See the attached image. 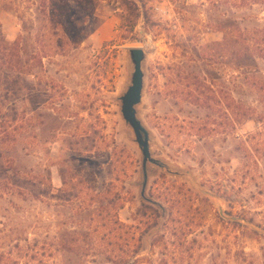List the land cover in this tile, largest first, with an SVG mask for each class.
I'll use <instances>...</instances> for the list:
<instances>
[{
	"label": "rangeland",
	"instance_id": "rangeland-1",
	"mask_svg": "<svg viewBox=\"0 0 264 264\" xmlns=\"http://www.w3.org/2000/svg\"><path fill=\"white\" fill-rule=\"evenodd\" d=\"M65 1L51 15L49 0H0V42L17 41L30 96L0 168V264H264V130L228 109L256 97L216 45L226 18L264 26V5L141 0L147 18L132 31L121 0ZM131 48L145 53L136 113L156 162L146 179L121 114Z\"/></svg>",
	"mask_w": 264,
	"mask_h": 264
},
{
	"label": "trees",
	"instance_id": "trees-1",
	"mask_svg": "<svg viewBox=\"0 0 264 264\" xmlns=\"http://www.w3.org/2000/svg\"><path fill=\"white\" fill-rule=\"evenodd\" d=\"M79 2L78 0H75ZM87 1V0H86ZM223 4L230 5L237 9L242 8H251L257 5H264V0H223ZM65 0H49L48 7L51 15H54L59 9H63V5H65ZM81 2V0H80ZM126 11L127 16L123 18V27L128 28L129 30L134 29L138 19L142 16L143 19H146L145 7L139 0L140 9L133 4V2H129L128 0H121ZM217 3V2H216ZM215 3V4H216ZM65 7V6H64ZM250 17L244 16L241 19L239 18H226V21L217 27L220 32L223 33V43L216 44L223 47L224 50L229 52V55L234 54V62L236 63V67L238 69H246L247 76L244 78V84L247 85L251 90L255 93V104L256 107L252 105H247L243 102L236 104H228V109L232 110V114L236 119L241 121H256L258 125L264 130V70L261 69L259 63L264 65V26L259 24H254L253 26L241 28L238 24L239 21L242 23L248 22ZM257 21V18H255ZM49 24L52 29L55 27H59L63 34H67L66 23L63 20L54 21L52 18L49 19ZM56 23V24H55ZM56 25V26H55ZM53 37L55 35L52 34ZM70 42L74 48H76L80 43L81 39L77 35L70 36ZM69 41V40H68ZM52 42V41H50ZM4 48L0 49V87L2 88V94L0 95V109L2 108V102L9 100V98L13 97L11 101L12 108L6 109V111L12 112L11 115L5 112V116L0 117V168L2 167V159H6L9 162L11 160H7L5 157L4 149L7 148V145L11 142L16 141V132L14 131V125L18 118V111H16L17 103H25L29 99V92L26 89V82L24 76L28 75V61H22V57L20 55H16L15 47L17 45V41L10 42H0ZM56 47L59 49L64 45L61 42V39L56 41ZM227 52V54H228ZM227 56V55H226ZM231 62V61H230ZM228 62V65L230 64ZM244 75V73H241ZM2 79V83H1ZM24 91L23 94H20ZM22 115L25 114V111L22 109ZM0 115L1 112H0ZM13 127V128H12ZM262 134V133H261ZM30 179H26L24 184L33 186V183H30ZM15 185V183H13ZM142 216H146L147 220H153L156 218V212L152 208L148 206H143L141 211ZM142 225H149V222H144ZM118 229H126L127 227L118 222L117 220L114 223ZM144 233V232H142ZM125 234H127L125 232ZM133 243V254H137L140 250L141 239L130 237ZM135 263V262H134Z\"/></svg>",
	"mask_w": 264,
	"mask_h": 264
},
{
	"label": "water",
	"instance_id": "water-1",
	"mask_svg": "<svg viewBox=\"0 0 264 264\" xmlns=\"http://www.w3.org/2000/svg\"><path fill=\"white\" fill-rule=\"evenodd\" d=\"M129 56L133 65L130 85L121 97V114L125 123L130 126L134 133L135 143L142 155L143 174L146 179L147 163H156L151 157L149 147V134L137 118L136 106L141 102L143 91L144 74L142 63L145 60V53L142 48L129 49Z\"/></svg>",
	"mask_w": 264,
	"mask_h": 264
}]
</instances>
